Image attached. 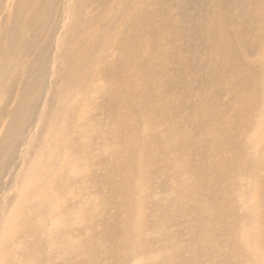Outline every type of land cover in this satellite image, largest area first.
Returning <instances> with one entry per match:
<instances>
[{
  "label": "bare ground",
  "instance_id": "6f19581e",
  "mask_svg": "<svg viewBox=\"0 0 264 264\" xmlns=\"http://www.w3.org/2000/svg\"><path fill=\"white\" fill-rule=\"evenodd\" d=\"M262 47L264 0H0V264H234Z\"/></svg>",
  "mask_w": 264,
  "mask_h": 264
},
{
  "label": "rangeland",
  "instance_id": "374dc122",
  "mask_svg": "<svg viewBox=\"0 0 264 264\" xmlns=\"http://www.w3.org/2000/svg\"><path fill=\"white\" fill-rule=\"evenodd\" d=\"M239 5L241 7L236 6V8H235V12H237L238 14H239L238 11L244 10V7H246V3H240ZM237 7H238V10H237ZM234 14L237 17V14L236 13H234ZM241 14H243V13H241ZM238 17L240 20L239 15H238ZM239 20H236V22H238ZM261 50L262 51L259 52V54H260L259 56H254L251 53H248L249 60L252 62L264 63V60H261V59H264V47H262ZM202 57L205 58V55H202ZM218 64H219V68L217 69V71H219L220 67L223 66V65H220L221 63H218ZM205 68L199 67V70H202V72H204ZM207 76H208V73H207ZM258 80H259V83L264 84V69L262 71V79H258ZM206 89H208V88H206ZM228 91L230 92V89H228ZM262 91H264V88H262ZM229 92H227L228 96H229ZM97 94H98L97 92H94L93 97H94V95H97ZM196 99H197L196 91L193 90L192 100H196ZM221 99L226 100L225 97H223ZM229 100H230V103L232 105V107H229V108L230 109L235 108V106L237 105V104L234 105L235 99L232 98V96H231V98ZM74 102L76 104L78 103L77 101H74ZM261 103H264V95H263L262 101L260 102V105H261ZM238 104L241 105V102H238ZM225 105L231 106L228 102L224 103V106ZM86 106H87V103H86ZM263 112H264V108L262 106H260L259 112H258L259 116L257 118H254V119L252 118L253 121H252V124L250 125V129H248V131L245 134L246 136L244 137V139L246 141H243L246 143L247 148L251 150L250 154L252 156H254V157L259 156L261 158L262 162L260 165V169L258 170V172L256 171V174H258V176L261 178L260 179L261 185L258 183V180H255L258 185L255 184L254 179L249 177V176H246L245 178H243L242 176L240 178L234 177L232 179L231 184H229V186H228L229 193H226L221 188L220 184H216L213 191H212V195H211L212 198L217 199L219 201V203H220L219 210L222 207L232 206L233 210L235 211V213L238 217L236 227H232L231 226V223L233 222L232 216L229 214L225 215V214L219 213V210L217 212L218 217L225 220V225L220 227L218 230H221L227 234V236H225L226 240L230 239L231 241H234L236 243L233 236H237L239 239L238 245L233 244L235 247H237L235 249V251L232 252V253H234V255L231 257V260H233L232 263H234V264H240V263H242L243 260L246 261L247 259L248 260L246 261L245 264H249V262H250V264H264V253H263L264 248H262V246H261L264 244V242H261V238L264 237V235H263L264 230H262L263 234L259 236L260 222H259V219H257V218H262V219L264 218V216H262V214L264 215V212H263L264 211V196L260 193L261 191H259L260 188L264 187V182L261 181V180H264V117L260 118V113H263ZM190 118L193 119L192 114H191ZM240 126H241V124L239 123V125H238V123H237V128H240ZM206 129H207V127H204L203 129L200 130L201 131L200 136H201L204 143H206L205 137H207V138L210 137V135H209V133H207ZM96 149H97L96 153L102 152V154H106L105 146H99V148H96ZM207 152H208V150H207ZM208 156L209 155L207 154V158H208ZM45 159H47L46 153H45ZM96 171H97V173H103V169L101 167L100 168L97 167ZM250 180H253V181H250ZM166 182H167L168 186H170L169 189L171 191H173V182L170 179H166ZM235 182H236V184H235ZM259 185H260V188H259ZM82 186H83V183H82ZM82 186H80V188H82ZM254 188L256 189V193L254 192V190H255ZM104 189H105L104 187H100L99 188L100 191H97V192H101V191L104 192L105 191ZM258 194H260L261 197ZM228 196H230V197H228ZM255 197H256V199H255ZM260 198H261V200H260ZM254 199H255V201H254ZM90 200L91 199L88 196L80 197L79 201L76 203L77 207L79 208V207L83 206L84 204H88L90 202ZM151 200L154 203L156 201L161 202L160 201L161 199L158 198L156 195L153 196L151 198ZM262 204H263V207L261 206ZM21 209H24V206ZM254 236H255V238H254ZM13 246H14V248H16V243H14ZM240 247L242 249H244L242 251V253H241V251L239 252V250H238V248H240ZM262 253H263V255H262ZM261 255H262V257H261ZM253 256H255V257H253Z\"/></svg>",
  "mask_w": 264,
  "mask_h": 264
}]
</instances>
